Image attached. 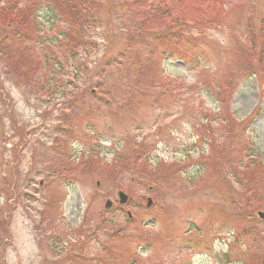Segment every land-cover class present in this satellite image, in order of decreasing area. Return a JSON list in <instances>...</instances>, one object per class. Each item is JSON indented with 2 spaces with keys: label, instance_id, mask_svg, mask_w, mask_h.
<instances>
[{
  "label": "rangeland",
  "instance_id": "1",
  "mask_svg": "<svg viewBox=\"0 0 264 264\" xmlns=\"http://www.w3.org/2000/svg\"><path fill=\"white\" fill-rule=\"evenodd\" d=\"M177 1H100L93 15V50L82 60L86 75L81 79L80 74L77 90L65 100L0 73V210L11 233L0 264H66L61 249L73 242L71 231L98 220L103 230L127 239L115 244L114 255L98 246L87 251V264H129L133 250L139 264H223V253L232 254V264H261L264 219L257 213L264 214V0H210L220 5L206 7L207 18L217 27L206 38L195 39L204 45L184 40L171 55L143 62L162 51L158 36L151 34L158 33L163 21L184 15L179 13L184 3L196 0ZM151 4H158L159 11L150 9ZM165 6H170L169 16L161 13ZM39 14L47 25L48 14ZM199 50L209 57L197 59ZM107 64H120L105 77L114 105L102 108L103 115L86 116L83 108L104 105L95 83ZM212 77L226 92L219 117L220 106L205 87ZM175 79L183 88L180 95L158 98L160 87ZM154 82L157 89L144 93L143 86ZM195 82L199 91L192 87ZM175 90L170 89L173 96ZM239 124L245 130L243 148L231 139ZM68 131L67 147L60 140L61 132ZM141 142L146 146L139 148ZM248 144L256 157L247 156ZM253 159L251 179L243 167ZM160 162L175 168H163ZM226 181L231 195L225 197ZM118 192L127 197L124 205ZM108 201L111 207L105 209ZM208 211L214 218L204 242L212 249L194 256L186 240L190 230L196 232L199 222L207 221ZM249 213L253 218L245 221L242 214ZM167 217L175 226L164 237L171 241L169 250L155 237ZM150 241L159 242L148 249Z\"/></svg>",
  "mask_w": 264,
  "mask_h": 264
},
{
  "label": "trees",
  "instance_id": "2",
  "mask_svg": "<svg viewBox=\"0 0 264 264\" xmlns=\"http://www.w3.org/2000/svg\"><path fill=\"white\" fill-rule=\"evenodd\" d=\"M100 1L102 0H0V73H10L11 77L15 79V82L23 85L25 88H35L36 86L41 87L40 92L45 94V90L46 94L49 95V98L55 95H58L61 100L69 98L74 93V91L77 90V84L75 83L76 79H80L81 73L83 74L81 79L84 78V75H86V71L83 69H87V66H85L86 68L83 67L82 60L85 57H88L93 50L92 36L97 22L95 17V19H93V15ZM177 2L179 5H181L179 0ZM184 4L185 7L179 8V13L182 12L184 15L180 16L179 18H170V20L163 21L161 27H159L158 33L151 34L158 36L156 40L158 43H161L162 51L159 53V55L156 53L143 57V62L149 59H155L160 56L167 57L177 50L179 45L182 44L184 40H193L195 42V39L200 40L206 38L208 31H211V29L217 27L213 26V20L207 18L210 8L219 9L218 6L220 4H217L216 1L196 0L190 6H188L186 3ZM157 6L158 4L156 6L152 4L148 5L150 9H155ZM207 6L211 7L208 9L206 8ZM155 10L159 11L158 8ZM40 12H45L48 14L47 25L41 22L39 14ZM169 12L170 6H165L161 13L165 16H169ZM147 32L153 31L148 30ZM142 34L145 35L144 32H142ZM143 41L145 42L146 40ZM195 44L201 45L203 43L195 42ZM251 45L255 47L256 43H251ZM249 49L250 48H248V50ZM198 54L200 58L197 59L201 61L205 60L206 56L209 57L208 54L202 53L200 50ZM185 55H187V53H182L184 58ZM193 58L194 57H192V59ZM123 60L128 61V59L124 57ZM119 61H121L120 58ZM118 66H120V64H107L106 66H102L100 74H103V77L102 79L98 78L97 82L95 83V86L97 87V91H95V93L100 98L104 99L105 102L103 106L97 103L90 104L87 106V108H83L81 111L82 113L85 112L86 116L90 115L92 112L103 115L101 110L102 108L105 110L106 107L114 105L109 103L111 95L109 89L106 86L105 77L109 73L108 69L118 68ZM136 66L137 65H135L133 68H129L128 66L127 71L128 69L134 71ZM219 71H217V73ZM109 78L110 77H107L108 82L110 80ZM212 78V82L205 84V87L208 90V94L212 96L210 99L213 101V103H216L217 105L219 104L220 106L221 113H218L215 116L219 117L223 110L222 104L225 105L224 101L226 92H221V87H223L224 84L219 81H215L214 77ZM115 82L118 83L119 81L115 80ZM177 83L178 82L176 79L172 81L167 80V83L165 84L166 87H160V89L163 91L159 94H156L158 95L157 97L160 98L162 96H167V98L176 99L183 89L180 88L182 85ZM126 86L133 87L131 82H126ZM173 86L174 89H176L174 96L170 92V89H172ZM192 87L199 91L198 84L196 82L195 86L192 85ZM133 88H135V90L137 89L136 87ZM143 88H147L144 89V93L148 94L149 91L157 89V86L154 82L151 83V85H144ZM136 91L140 92L138 90ZM176 91H178V94H176ZM82 93L83 92H79L78 95H81ZM140 97H143L141 92ZM158 98L155 97L156 100ZM155 103L158 104V102ZM67 118L69 117L65 116L63 120H69ZM204 119L207 120V116ZM216 119L222 120V118ZM247 120H251V117ZM209 122L208 132H212L214 129L209 124ZM219 122L221 121H218V123ZM241 125L243 126V124ZM244 132L245 130L241 128L239 124V126H237L231 133V139L237 143L238 147L241 146L243 148L245 145V142L243 141ZM89 133L96 134L97 132L92 130ZM71 136L72 132H61V144L68 147V139H71ZM210 137L212 141V136ZM136 145L139 148L146 146L142 142ZM248 147L249 148L246 149L247 156H255L253 146L249 145ZM144 161L146 164H148L147 160ZM160 163L163 168H175V165L173 164H167L163 162ZM255 163V159L249 161L248 168L243 167V169H245L243 172L249 173L250 171L254 175L253 170L256 169ZM251 164H254V166L249 169ZM156 170L157 173H159V168ZM176 171L178 173V169H176ZM233 175L234 180L241 183V177L236 173ZM249 176H251V179H253L252 174ZM249 176H247V178ZM159 179L160 178L154 179V186L157 185ZM170 184L172 187H174L177 185V182H171ZM182 184L185 187L188 185L186 183ZM225 184V187H227V192L225 193L226 197L231 195V191L228 181H226ZM248 190H250L252 193L254 192V190L251 188ZM155 204H158L156 206H159L158 202H155ZM161 208L163 207L161 206ZM209 211L207 221L205 219V221L203 220L199 222L200 224H198L196 227V232L190 230V236H188L186 240L188 242L186 243V247L192 246V251L194 254L199 253L200 250H203L207 247V243L204 242V239L208 233V230L212 227V225L209 226V224L212 223V218H214V216L209 218ZM159 212L161 214V210H159ZM242 218L245 221H250L251 218H253V214H242ZM209 219L212 220L210 221ZM155 220L157 221L158 219L155 218ZM7 222L8 220H6L0 210V258L2 259L5 249L11 243V233ZM160 222L162 231H160L161 233L155 235V237L157 240H160L161 243H163V245H165L169 250V244L171 241L165 240L164 237L169 230H174L175 226L174 224H170L172 219L168 220V217L165 218L164 221ZM101 225L102 222L98 220L96 224H83L73 229L71 231L72 236L75 234L73 242L66 245L65 248L62 247L61 249L63 253L62 261H64L66 264H87L89 261V256L87 255L90 254L87 253V251H95L97 246L101 247L105 251L108 250L111 255H114L115 244L117 242L126 240L127 237H123V235H119V233H116L115 231H105L102 229ZM200 229L201 231L198 233V230ZM99 231H102L103 233L100 234ZM154 242L156 241H150L147 243V248H151ZM158 242L159 241L156 243ZM182 249H184V247L180 250ZM51 250L53 249L51 248ZM135 252L136 250L130 252L128 257H132V259L130 260L129 264H139L138 261H140V258ZM124 255L125 253L122 255V257ZM91 258L92 260L90 261L94 262L95 258L93 256H91ZM224 258V261H228V256ZM165 263L167 264V262ZM50 264L59 263L53 262Z\"/></svg>",
  "mask_w": 264,
  "mask_h": 264
},
{
  "label": "water",
  "instance_id": "3",
  "mask_svg": "<svg viewBox=\"0 0 264 264\" xmlns=\"http://www.w3.org/2000/svg\"><path fill=\"white\" fill-rule=\"evenodd\" d=\"M119 198H120V203H124L126 201V197L122 193H119ZM106 207H109V203L106 204ZM258 216L261 219L264 218V215L261 213H258ZM262 264H264V252H263V257H262Z\"/></svg>",
  "mask_w": 264,
  "mask_h": 264
}]
</instances>
